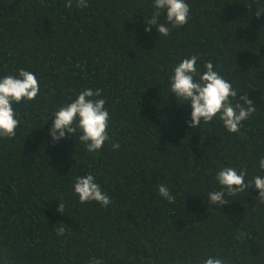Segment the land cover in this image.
I'll list each match as a JSON object with an SVG mask.
<instances>
[{"label":"trees","instance_id":"obj_1","mask_svg":"<svg viewBox=\"0 0 264 264\" xmlns=\"http://www.w3.org/2000/svg\"><path fill=\"white\" fill-rule=\"evenodd\" d=\"M185 2L182 27L162 11L165 37L155 25L145 31L154 0H87L86 8L0 0V78L23 68L40 89L13 103L16 135L0 138V264H264V204L254 185L226 194L223 206L208 200L222 190L224 167L246 169L245 183L264 177V14L255 15L264 0ZM193 55L199 73L211 61L237 101L247 95L256 106L238 132L219 116L189 127L191 107L171 93L170 76ZM84 89L102 90L109 111L110 141L93 153L79 132L56 142L49 134L55 112ZM87 174L109 206L79 202L74 180Z\"/></svg>","mask_w":264,"mask_h":264},{"label":"clouds","instance_id":"obj_2","mask_svg":"<svg viewBox=\"0 0 264 264\" xmlns=\"http://www.w3.org/2000/svg\"><path fill=\"white\" fill-rule=\"evenodd\" d=\"M73 0H67L64 7L71 8ZM87 0H76L77 8H86ZM155 11L150 19L146 20L145 31H151L155 25L157 33L168 36L171 28L165 23H158L162 11L166 13L167 23L172 28H179L188 23L190 8L185 0H154ZM264 14V8L257 7L255 13L259 19ZM199 57L193 55L183 59L174 67V74L170 76L171 93L176 98L188 101L191 107L190 128L198 127L201 122L210 123L219 116L223 126L229 133L240 130L243 121L247 120L257 111L253 101L247 95H242L237 101V91L231 83L226 81L217 71L211 61L204 63L202 74L198 72L197 60ZM198 77V79H197ZM39 83L34 73L19 69L18 76L7 75L0 78V138H13L19 121L13 109V103L32 101L39 93ZM102 90L84 89L71 103L60 107L54 114L49 134L54 142L65 139L66 133L71 135L80 133L79 140L85 145L89 153L98 152L106 141H110L108 134L109 111L106 109V100L101 97ZM230 98H235L233 104ZM113 149H119V143H112ZM259 167L264 170V158L259 161ZM247 171L239 173L232 167L222 168L216 175V180L222 186L221 191L209 192V203L223 206L228 204L225 195L235 196L238 192L251 188L253 185L258 190V201L264 204V177L255 176L252 181L245 183ZM73 190L79 197L80 203L95 201L103 207L111 204L109 196L102 191L100 185L95 182L92 174L78 176L74 180ZM226 190V191H225ZM161 197L169 203L175 202L169 189L164 185H158ZM58 213L65 212V205L60 202L56 209ZM58 236L64 235L66 226L59 223L54 227ZM90 264H103L102 260L93 258ZM203 264H226L219 258H207Z\"/></svg>","mask_w":264,"mask_h":264}]
</instances>
